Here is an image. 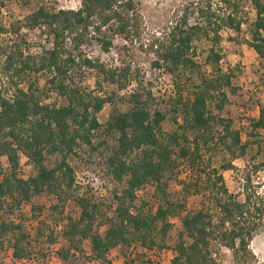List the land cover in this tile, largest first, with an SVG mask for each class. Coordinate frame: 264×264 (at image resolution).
<instances>
[{
	"label": "trees",
	"instance_id": "obj_1",
	"mask_svg": "<svg viewBox=\"0 0 264 264\" xmlns=\"http://www.w3.org/2000/svg\"><path fill=\"white\" fill-rule=\"evenodd\" d=\"M5 1L0 0V9ZM16 1L25 5L30 0ZM79 2L75 12H53L39 5L7 30L0 25V35L39 30L50 41L49 49L39 55L23 56L17 45H0V79L12 90L6 97L8 91L0 89V159L7 166L3 171L0 163V248L6 242L14 262L30 257L27 233L15 215L20 206L42 194L60 203L72 199L74 177L67 162L76 149L85 147L97 154L116 189L104 200L73 198L79 214L76 219L66 218L60 231L67 246L56 253L61 264L68 260L74 264L71 254L81 256L85 242L90 264H109L107 255L115 249L165 250L164 240L173 219L178 220L180 231L168 264H214L212 246L229 253L233 264H251L248 245L257 233L264 232V186L260 190L247 174L240 194L232 195L220 173L231 171V163L252 153V148L255 153L251 163L258 158L251 167L252 175L264 170V107H258L256 119L249 121L243 143L240 132L231 129L232 122L219 117L228 103L227 95L236 91L231 71L220 68L219 44L221 34L237 36L246 25L243 44L264 60V0H223L222 12L211 0L194 4L184 0L178 6L163 32L148 43L156 60L152 66L172 79V92L162 110L154 109L149 91H134L116 100L114 93L106 97L86 93L73 82L76 72L93 71L102 83L117 92L124 90L127 69L110 70L73 52L88 41L87 34L92 32L105 54L110 42L101 30L127 40L139 37L140 26L133 0ZM245 5L253 11L249 24L241 17ZM65 40L70 50L64 49ZM198 42L207 45L201 63L196 60L193 46ZM202 67L207 74L200 73ZM41 75L45 77L43 89L37 86L36 78ZM185 75L189 79L183 86H189L188 90L179 84ZM193 77L195 84L191 82ZM261 87L264 90V80ZM49 92L64 105L45 104L43 96ZM115 101L124 104L125 109L116 108ZM104 105L111 109L105 123L99 125L96 115ZM166 117L174 128L169 133L161 129ZM98 139L94 147L91 140ZM217 152L223 159L213 169L208 157L205 161L203 158ZM18 155L31 166L32 173L25 179L17 175ZM46 158H52L53 164L45 165ZM181 166L192 175L180 183V195L199 196L204 205L198 210L185 212L184 197L178 199L168 193ZM146 187L151 193L136 206L135 192ZM50 210L62 214V207L57 205ZM8 217H14L15 222ZM40 238L36 230L34 240ZM46 240L54 243L51 232Z\"/></svg>",
	"mask_w": 264,
	"mask_h": 264
},
{
	"label": "rangeland",
	"instance_id": "obj_2",
	"mask_svg": "<svg viewBox=\"0 0 264 264\" xmlns=\"http://www.w3.org/2000/svg\"><path fill=\"white\" fill-rule=\"evenodd\" d=\"M199 0H187L189 3H196ZM223 0H211L215 9H220L219 12L224 11L225 7L221 4ZM135 10L140 19L139 37H130L123 40L117 36L111 35L106 30H101V35L110 42L107 53L100 51V44L96 40L94 34H87V42L73 52L74 55H79L81 58L89 59L90 61H97L99 64L105 65L110 70H123L127 69L128 84L124 90L117 92L113 86L106 85L100 81L93 71L80 70L73 76V82L83 89L86 93L100 95L106 97L114 93L116 100L118 98H126L131 92L137 91L143 94L149 91L151 97L154 99V109L162 110L164 102L171 94V81L172 79L162 70L154 68L152 65L156 62L153 49H149L148 43L152 38H156L161 34L169 21L171 14L184 3V0H133ZM42 5L49 11L56 10H75L77 9L76 0H30L27 4H22L16 0H8L4 2L3 8L0 9V25L7 30L8 26L17 21H21L26 17L34 8ZM243 20L249 24L253 19V11L248 5H245L241 12ZM222 41L219 44V50L222 56L220 68L222 71L229 69L233 75L231 80L232 87L236 90L234 95H227L228 103L223 108L219 117L228 119L232 122L231 129L240 132L241 142L246 141V134L249 132L248 123L256 117V106L262 105L264 107V94L260 91L261 85L264 80V60L255 58L252 52L243 44L247 39L246 25L241 27L240 34L237 36L223 33ZM227 38H234L235 41L231 42ZM50 41L42 35L39 30L26 31L20 30L15 36L0 35V45L8 47L9 45H17L20 50H25L32 55H39L43 49H49ZM196 60L201 63L204 53L207 50V45L203 42L195 43ZM65 50H70L71 47L64 44ZM79 73H83L79 76ZM200 73L207 74L208 70L201 68ZM75 77V78H74ZM37 86L43 89V75L37 76ZM189 79L185 75L181 79L180 85L183 86L184 80ZM192 83H196V78L191 79ZM98 86V87H97ZM189 86H183L184 90H188ZM24 89L25 85H20ZM0 89L8 91L6 97H9L12 90L7 86L3 79H0ZM261 90H263L261 88ZM47 95L43 96V101L48 105L62 106L64 102L55 98L51 102H47ZM118 102V101H117ZM115 101V107L120 111L125 109V105L121 102ZM110 106L104 105L101 111L96 115V121L99 125L105 123L110 113ZM161 129L164 133H169L174 130L171 126L168 117L161 124ZM100 142L98 140H91V144L95 145ZM109 145L110 142L107 140ZM255 148H252V153L248 152L243 158L234 160L231 163L232 170L220 173L223 185L229 194H240V185L242 179L248 174L253 185H259L260 190L264 186V170L255 175L251 173V167L258 162V158H254ZM19 162L18 168L26 167L28 163L25 162L24 157L18 155ZM208 157V163L213 169H217L218 165L223 159V155L219 152L205 156V161ZM2 170L4 171L7 166L4 159H0ZM45 165H52L53 159L46 158ZM68 165L73 171V177L76 178L77 183H85L86 187L89 185H96V181L105 182V196L116 189V186L111 183L109 178L105 175L103 164L99 160L97 154L89 153L85 147H80L75 150V156L68 159ZM32 170L28 175H31ZM251 173V174H250ZM192 173L186 170L185 166H181L176 174V181L171 182L168 186V193L173 197L182 199L184 195H180V183L186 182ZM82 186L74 185L73 191L70 193L72 199H68L63 203L57 202L56 199L48 194H42L38 197L31 199L29 204L22 205L19 212L15 216H19L25 233H27V249L30 251V257L33 263L29 264H61L58 260L56 253L60 248H66L65 241L61 238L60 232H53V228L59 225L63 227L66 218L76 219L79 211L75 207L73 198H78L77 191ZM87 189V188H86ZM91 191V190H90ZM84 196L89 197L90 193L84 191ZM151 190L146 188L141 196L135 200L134 204L137 206L141 199L148 198ZM144 195L146 197H144ZM241 197H238L240 200ZM93 200V199H92ZM183 207L184 211H194L200 209L204 205V201L199 196L187 195L184 197ZM97 201V200H93ZM62 207V214L57 215L50 209L54 206ZM37 222H40L38 225ZM171 229L168 232L165 240V250L172 252L173 246L176 242L177 233L180 231L179 222L177 219L170 220ZM38 230L41 233V238L34 240L35 232ZM102 229H100V232ZM52 233L54 239L53 244H49L46 237ZM88 243H82L81 256H77L74 252L71 255L74 264H90L87 260L89 255ZM212 259L214 264H233L230 254L215 247H211ZM250 253L251 264H264V232L257 233L248 245ZM11 251L6 242H3L0 248V264H25L22 262H14L10 258ZM109 264H122V262L131 261L132 264H160L156 261L154 256L144 257L139 254V249H115L107 255ZM68 260L67 264H69Z\"/></svg>",
	"mask_w": 264,
	"mask_h": 264
},
{
	"label": "built area",
	"instance_id": "obj_3",
	"mask_svg": "<svg viewBox=\"0 0 264 264\" xmlns=\"http://www.w3.org/2000/svg\"><path fill=\"white\" fill-rule=\"evenodd\" d=\"M79 1L80 0H76V5L78 7H77V9L72 10L73 12H75V11H77L79 9V7H80V2ZM57 11H68V10H62V9L56 10V11L53 10V12H57ZM65 42L69 43V41H67V40H65ZM21 53H22L23 56H26V54H30V52L27 53V52H25L23 50L21 51ZM55 98H57L55 96V94L53 92H49V93H47V100L46 101L47 102L48 101L51 102ZM24 160L27 163L26 159H24ZM30 170H31V166L30 165H26V167H20L18 169V171H17V175H18V177L20 179H25L28 176V173H29ZM86 184H87V182H85V183H77L76 182V178H74V185H77L79 187L82 186V188H80L77 191L78 198H81V197L84 196V194H85L84 191L85 190H86V192L88 191L90 193V196L92 197L93 200H99V199H103L104 198V196H105L104 191H105V188H106L105 182L96 181V183L94 182V184H96V185H89V188L86 187ZM146 188L143 189V190L136 191L135 192V198L138 199L141 196L142 192L144 190H146ZM8 220L11 221V222H15V218L14 217H12V218L8 217ZM61 229H62V227L57 225L56 227L53 228L52 231L53 232H60ZM139 254H141V255H143L144 257H147V258L149 256H154L156 258V261H159L160 264H168L169 261L171 260L172 256H173V253L168 251V250H157L155 248L151 249L150 251L139 249ZM20 262L25 263V264L33 263L31 258L22 260Z\"/></svg>",
	"mask_w": 264,
	"mask_h": 264
},
{
	"label": "crops",
	"instance_id": "obj_4",
	"mask_svg": "<svg viewBox=\"0 0 264 264\" xmlns=\"http://www.w3.org/2000/svg\"><path fill=\"white\" fill-rule=\"evenodd\" d=\"M252 54H253V53H252ZM253 56H254L255 58H257L254 54H253ZM261 88H262V87H261ZM261 88H260V91L264 94V90H261ZM258 107H262V105H260V106H258ZM258 107L256 106V110H257V112H258ZM257 112H256V117H257ZM256 117H255L253 120H255Z\"/></svg>",
	"mask_w": 264,
	"mask_h": 264
}]
</instances>
